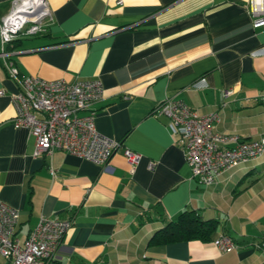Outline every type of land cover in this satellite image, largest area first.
Masks as SVG:
<instances>
[{"label": "crops", "instance_id": "1", "mask_svg": "<svg viewBox=\"0 0 264 264\" xmlns=\"http://www.w3.org/2000/svg\"><path fill=\"white\" fill-rule=\"evenodd\" d=\"M46 1L52 20L8 45L11 61L21 76L101 80L95 127L122 147L106 166L62 150L34 157L33 136L13 126L17 85L0 57V201L18 210V239L46 216L73 221L48 264H264V152L200 184L168 119L151 114L181 99L217 113L213 132L264 133V28L252 27L248 0ZM10 4L0 0V18ZM123 148L141 155L133 173ZM190 209L220 220L214 239L147 244ZM222 234L237 248L219 252Z\"/></svg>", "mask_w": 264, "mask_h": 264}, {"label": "built area", "instance_id": "2", "mask_svg": "<svg viewBox=\"0 0 264 264\" xmlns=\"http://www.w3.org/2000/svg\"><path fill=\"white\" fill-rule=\"evenodd\" d=\"M248 11L252 27L264 28V0H248ZM51 20L46 0H11L9 11L0 18V57L17 85V90L10 94L15 112L13 126L25 128L33 136L34 157L62 150L106 166L122 142L103 136L95 127V112L89 106L104 96L101 80L21 76L10 59L13 52L6 49L19 37L42 35ZM229 93L230 90H223V96ZM151 114L168 119L169 131L182 147L192 177L200 184H212L224 172L255 160L264 152V133L257 139L246 140L235 134L213 132L211 126L217 113L199 114L181 99L166 98L156 104ZM123 156L133 173L141 155L123 148ZM154 165L150 161L147 168L152 170ZM17 222L18 210L0 201V256L8 264H48L73 223L71 219L40 216L38 224L21 242L16 236ZM214 244L219 252L238 246L224 234ZM254 245L261 247L259 243Z\"/></svg>", "mask_w": 264, "mask_h": 264}, {"label": "trees", "instance_id": "3", "mask_svg": "<svg viewBox=\"0 0 264 264\" xmlns=\"http://www.w3.org/2000/svg\"><path fill=\"white\" fill-rule=\"evenodd\" d=\"M16 41L13 40L12 43ZM220 220L203 219L195 210H183L174 220L167 221L148 239L149 245H162L189 240L211 241L216 236Z\"/></svg>", "mask_w": 264, "mask_h": 264}]
</instances>
